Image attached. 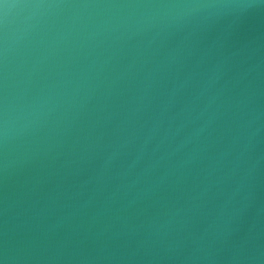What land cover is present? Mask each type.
Wrapping results in <instances>:
<instances>
[{
  "label": "water",
  "instance_id": "obj_1",
  "mask_svg": "<svg viewBox=\"0 0 264 264\" xmlns=\"http://www.w3.org/2000/svg\"><path fill=\"white\" fill-rule=\"evenodd\" d=\"M2 264H264V0H0Z\"/></svg>",
  "mask_w": 264,
  "mask_h": 264
},
{
  "label": "snow or ice",
  "instance_id": "obj_2",
  "mask_svg": "<svg viewBox=\"0 0 264 264\" xmlns=\"http://www.w3.org/2000/svg\"><path fill=\"white\" fill-rule=\"evenodd\" d=\"M0 264H2V262H0Z\"/></svg>",
  "mask_w": 264,
  "mask_h": 264
}]
</instances>
